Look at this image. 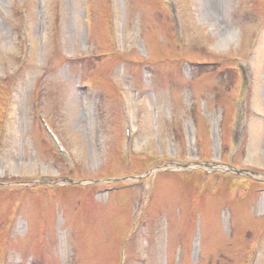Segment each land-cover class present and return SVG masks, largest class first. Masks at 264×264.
<instances>
[{"label": "rangeland", "instance_id": "rangeland-1", "mask_svg": "<svg viewBox=\"0 0 264 264\" xmlns=\"http://www.w3.org/2000/svg\"><path fill=\"white\" fill-rule=\"evenodd\" d=\"M0 264H264V0H0Z\"/></svg>", "mask_w": 264, "mask_h": 264}, {"label": "water", "instance_id": "water-1", "mask_svg": "<svg viewBox=\"0 0 264 264\" xmlns=\"http://www.w3.org/2000/svg\"><path fill=\"white\" fill-rule=\"evenodd\" d=\"M234 170V169H233ZM235 172L239 173V172H243L242 170H234Z\"/></svg>", "mask_w": 264, "mask_h": 264}]
</instances>
